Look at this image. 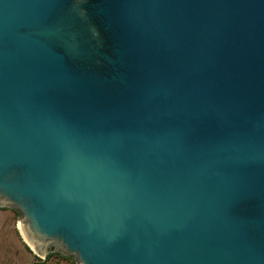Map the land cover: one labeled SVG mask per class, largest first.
Returning a JSON list of instances; mask_svg holds the SVG:
<instances>
[{"label":"water","instance_id":"obj_1","mask_svg":"<svg viewBox=\"0 0 264 264\" xmlns=\"http://www.w3.org/2000/svg\"><path fill=\"white\" fill-rule=\"evenodd\" d=\"M0 206L41 258L264 264V0H0Z\"/></svg>","mask_w":264,"mask_h":264},{"label":"rangeland","instance_id":"obj_2","mask_svg":"<svg viewBox=\"0 0 264 264\" xmlns=\"http://www.w3.org/2000/svg\"><path fill=\"white\" fill-rule=\"evenodd\" d=\"M19 210L11 206H0V264H37L40 257L27 244L18 222ZM75 258L73 254H66ZM44 259V258H43ZM76 259V258H75ZM71 264V259H62L55 255L46 264Z\"/></svg>","mask_w":264,"mask_h":264},{"label":"trees","instance_id":"obj_3","mask_svg":"<svg viewBox=\"0 0 264 264\" xmlns=\"http://www.w3.org/2000/svg\"><path fill=\"white\" fill-rule=\"evenodd\" d=\"M55 255L61 257L62 259L70 258L71 259V264H77L76 259L74 257L65 255V254L60 253V252H53V251H50L44 259L37 256V258L39 260V262L37 264H46L47 261H49L50 259L54 258ZM57 264H61V263L58 261Z\"/></svg>","mask_w":264,"mask_h":264},{"label":"bare ground","instance_id":"obj_4","mask_svg":"<svg viewBox=\"0 0 264 264\" xmlns=\"http://www.w3.org/2000/svg\"><path fill=\"white\" fill-rule=\"evenodd\" d=\"M19 226H20V225H19ZM21 231H22V229H21ZM22 233H23V231H22ZM23 236L25 237L24 233H23ZM25 239H26V237H25Z\"/></svg>","mask_w":264,"mask_h":264}]
</instances>
